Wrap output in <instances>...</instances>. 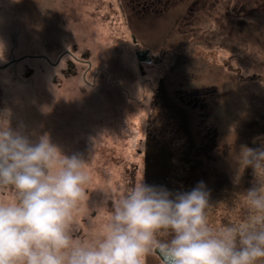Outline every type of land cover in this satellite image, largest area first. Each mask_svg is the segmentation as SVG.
<instances>
[{
  "label": "rangeland",
  "instance_id": "374dc122",
  "mask_svg": "<svg viewBox=\"0 0 264 264\" xmlns=\"http://www.w3.org/2000/svg\"><path fill=\"white\" fill-rule=\"evenodd\" d=\"M142 2L0 0L1 119L87 162L74 211L86 241L141 180L172 193L203 182L210 223L241 224L255 178L234 184L236 156L264 147V0Z\"/></svg>",
  "mask_w": 264,
  "mask_h": 264
},
{
  "label": "clouds",
  "instance_id": "9594fccd",
  "mask_svg": "<svg viewBox=\"0 0 264 264\" xmlns=\"http://www.w3.org/2000/svg\"><path fill=\"white\" fill-rule=\"evenodd\" d=\"M234 184L251 169L255 183L240 200L241 224L215 227L210 192L135 182L110 197L102 234L76 235L74 211L89 182L85 162L68 156L44 134L32 141L0 119V264H261L264 261V147L242 146ZM12 194L3 198L4 192Z\"/></svg>",
  "mask_w": 264,
  "mask_h": 264
},
{
  "label": "flooded vegetation",
  "instance_id": "af4514ba",
  "mask_svg": "<svg viewBox=\"0 0 264 264\" xmlns=\"http://www.w3.org/2000/svg\"><path fill=\"white\" fill-rule=\"evenodd\" d=\"M135 2H136V0H134ZM148 0H146V2H147ZM150 1V0H149ZM146 2H142L141 3V6L144 4V3H146ZM151 6V2L147 5V6H145V9H147V8H149ZM130 10H132V8L130 9ZM67 67H68V70H69V72H68V74H70L74 69H75V63H72V62H68L67 63ZM32 117V116H31ZM30 125L32 124L30 121L28 122ZM23 134H28L29 136V139H31V134H30V129H29V127H27V128H25V132L23 133ZM79 232V235H77L78 237H82L81 236V231H78ZM91 239H94V235H92L91 236Z\"/></svg>",
  "mask_w": 264,
  "mask_h": 264
},
{
  "label": "water",
  "instance_id": "95a60500",
  "mask_svg": "<svg viewBox=\"0 0 264 264\" xmlns=\"http://www.w3.org/2000/svg\"><path fill=\"white\" fill-rule=\"evenodd\" d=\"M147 55H148V51L139 52L137 53V58L140 61H150V58ZM3 64H4L3 62H0V68H2ZM0 102H2L1 101V89H0ZM1 109H2V106H0V119H1Z\"/></svg>",
  "mask_w": 264,
  "mask_h": 264
},
{
  "label": "bare ground",
  "instance_id": "6f19581e",
  "mask_svg": "<svg viewBox=\"0 0 264 264\" xmlns=\"http://www.w3.org/2000/svg\"><path fill=\"white\" fill-rule=\"evenodd\" d=\"M26 45H27V44H26ZM32 45H33V44H32ZM32 45H31V46H32ZM36 45H38V44L35 43L34 46H36ZM34 46H33V47H34ZM38 46H39V45H38ZM36 47H37V46H36ZM36 47H35V49H36ZM26 49H27V48H26ZM31 49H34V48L30 47V50H31ZM40 53H41V52H40ZM94 113H96V112L94 111ZM92 142H93V141H92ZM98 185H99V184H98Z\"/></svg>",
  "mask_w": 264,
  "mask_h": 264
}]
</instances>
